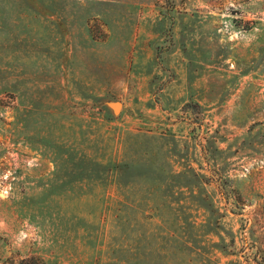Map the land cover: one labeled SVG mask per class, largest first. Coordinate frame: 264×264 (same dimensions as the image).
<instances>
[{"label":"rangeland","instance_id":"374dc122","mask_svg":"<svg viewBox=\"0 0 264 264\" xmlns=\"http://www.w3.org/2000/svg\"><path fill=\"white\" fill-rule=\"evenodd\" d=\"M0 264H264V0H0Z\"/></svg>","mask_w":264,"mask_h":264},{"label":"water","instance_id":"95a60500","mask_svg":"<svg viewBox=\"0 0 264 264\" xmlns=\"http://www.w3.org/2000/svg\"><path fill=\"white\" fill-rule=\"evenodd\" d=\"M116 104H118V105H119V103H116ZM118 108H119V106H118ZM115 109H116V110H118L116 106H115Z\"/></svg>","mask_w":264,"mask_h":264},{"label":"bare ground","instance_id":"6f19581e","mask_svg":"<svg viewBox=\"0 0 264 264\" xmlns=\"http://www.w3.org/2000/svg\"><path fill=\"white\" fill-rule=\"evenodd\" d=\"M115 106H116V107H117V109H118V106H119V105H118V104H115Z\"/></svg>","mask_w":264,"mask_h":264}]
</instances>
